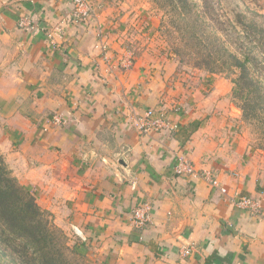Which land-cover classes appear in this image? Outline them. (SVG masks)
Returning <instances> with one entry per match:
<instances>
[{"label":"crops","instance_id":"crops-1","mask_svg":"<svg viewBox=\"0 0 264 264\" xmlns=\"http://www.w3.org/2000/svg\"><path fill=\"white\" fill-rule=\"evenodd\" d=\"M71 2L0 0V152L9 169L110 263L264 264V156L221 139L213 123L179 138L140 134L134 117L161 108L162 92L152 81L139 87L141 71L107 69L95 31L69 21ZM22 15L47 35L20 28ZM142 54L139 70L151 63ZM191 113L172 116L182 128L199 119ZM182 152L227 193L176 176ZM242 197L261 215L240 207ZM144 203L153 219L139 230L132 212Z\"/></svg>","mask_w":264,"mask_h":264},{"label":"rangeland","instance_id":"rangeland-1","mask_svg":"<svg viewBox=\"0 0 264 264\" xmlns=\"http://www.w3.org/2000/svg\"><path fill=\"white\" fill-rule=\"evenodd\" d=\"M88 1L95 16L87 23H82L95 31V48L99 53V46H109L111 63L103 61L107 69L124 75L132 70L141 71L139 87L143 88V84L147 86L149 81H152L151 85H155L162 92V104L158 107L167 114L183 115L190 110L193 112L192 116H198L197 121L200 120L201 124L213 123V128L218 130L221 139L247 146L252 155L256 153L264 156V124L259 119L244 117L239 107L242 100L236 98L233 91L237 72L231 69L220 74L209 72L196 40L191 42L186 39V22L189 18L181 15L182 7L178 0ZM189 1L202 6V0ZM219 4L221 14L232 21L238 12L264 17V0H220ZM67 10L69 12V9ZM119 13L124 14L120 21L112 19V16ZM44 30L47 35L49 31L46 27ZM63 30L61 27L56 31L57 37L63 35ZM117 46L121 47V51L115 50ZM144 52L149 54L151 63L139 70L135 62ZM101 58L104 60L102 54ZM126 59L128 62L124 65L123 60ZM130 62L131 65H128ZM2 157L9 169L3 155ZM10 172L15 177L14 172ZM15 179L21 186L29 189L38 204L36 190L21 183L17 177ZM41 210L45 211L49 221L63 232L62 240L69 246L73 248L81 242L85 243V264H124L118 261L110 263V260L103 259L99 251L101 246L91 250L92 244L88 245L87 241L82 239L69 219L63 223L59 219L57 221L52 211L42 208ZM131 262L132 258L127 257L125 264Z\"/></svg>","mask_w":264,"mask_h":264},{"label":"trees","instance_id":"trees-1","mask_svg":"<svg viewBox=\"0 0 264 264\" xmlns=\"http://www.w3.org/2000/svg\"><path fill=\"white\" fill-rule=\"evenodd\" d=\"M178 1L181 15L189 18L184 36L196 40L204 65L211 73L236 71L233 91L242 100L244 117L264 124V17L238 12L232 21L219 11L220 0H202V6ZM200 126L193 121L176 137ZM62 238L63 232L12 176L0 154V264H85V243L72 248Z\"/></svg>","mask_w":264,"mask_h":264},{"label":"built area","instance_id":"built-area-1","mask_svg":"<svg viewBox=\"0 0 264 264\" xmlns=\"http://www.w3.org/2000/svg\"><path fill=\"white\" fill-rule=\"evenodd\" d=\"M70 12L69 21H73L74 23L87 22L95 16H93V10L88 0H72ZM18 24L20 28L29 30L34 35L44 33L45 31L44 28H41L37 24V21L30 16L22 15ZM99 48L104 59L103 61L110 64L111 55H109V46L101 45ZM127 62V59L123 60V63H125L124 65H126ZM123 63L121 61L122 65ZM128 65H131V62ZM176 112L179 111L176 110ZM56 121L61 122L60 119H56ZM134 123L139 133L146 136L155 134L157 136L171 138L181 130V123L174 119L169 113L167 114L162 108H150L146 110L142 115L134 117ZM174 173L176 176H190L194 179L203 178L212 188L218 189L223 194L227 193V190L220 186L219 180L212 172L198 171L189 160L186 153L182 152L176 155ZM237 204L248 210L251 215H261L258 203L251 198L242 197L237 201ZM152 219V206L150 204L144 203L135 208L132 212V222L136 229H144L151 223ZM192 251V248L185 249L183 255L190 256Z\"/></svg>","mask_w":264,"mask_h":264}]
</instances>
